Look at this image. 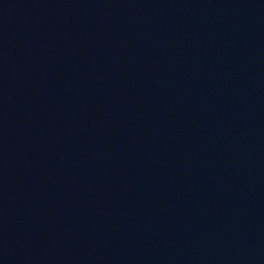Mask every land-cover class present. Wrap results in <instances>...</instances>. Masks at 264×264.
I'll use <instances>...</instances> for the list:
<instances>
[{"label":"water","instance_id":"95a60500","mask_svg":"<svg viewBox=\"0 0 264 264\" xmlns=\"http://www.w3.org/2000/svg\"><path fill=\"white\" fill-rule=\"evenodd\" d=\"M0 264H264V0H0Z\"/></svg>","mask_w":264,"mask_h":264}]
</instances>
